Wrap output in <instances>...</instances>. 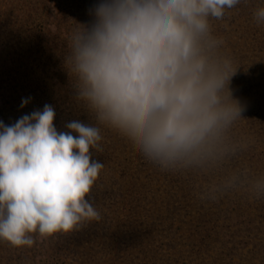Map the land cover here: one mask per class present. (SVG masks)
<instances>
[{
	"label": "rangeland",
	"instance_id": "rangeland-1",
	"mask_svg": "<svg viewBox=\"0 0 264 264\" xmlns=\"http://www.w3.org/2000/svg\"><path fill=\"white\" fill-rule=\"evenodd\" d=\"M86 1L0 0V121L5 125L45 104L55 109L58 131H67L72 120L96 124L77 103L63 66L71 33L91 21L90 9L100 2L88 0L85 6ZM257 8H264V0H241L226 9L225 30L212 33L223 39L221 51L237 68L229 88L244 109L212 155L186 169L163 170L126 137L97 124L103 151L90 152L104 168L86 199L102 219L68 234H32L31 247L0 241V264H171V256H186L190 264H264V23L254 19ZM27 97L31 102L21 109ZM197 222L209 227L206 246L177 251L183 238L195 243L189 230L200 228ZM140 237L150 239L149 254L137 244ZM122 238L135 241L129 258L115 249Z\"/></svg>",
	"mask_w": 264,
	"mask_h": 264
},
{
	"label": "clouds",
	"instance_id": "clouds-1",
	"mask_svg": "<svg viewBox=\"0 0 264 264\" xmlns=\"http://www.w3.org/2000/svg\"><path fill=\"white\" fill-rule=\"evenodd\" d=\"M241 0H100L71 33L63 66L78 104L96 124L54 126L45 104L0 121V241L14 248L100 221L89 202L104 164L98 125L126 137L163 170L212 155L244 111L229 85L237 68L210 18ZM264 23V8L254 12ZM23 98L21 109L31 102Z\"/></svg>",
	"mask_w": 264,
	"mask_h": 264
},
{
	"label": "trees",
	"instance_id": "trees-1",
	"mask_svg": "<svg viewBox=\"0 0 264 264\" xmlns=\"http://www.w3.org/2000/svg\"><path fill=\"white\" fill-rule=\"evenodd\" d=\"M86 2H88V0L86 1ZM91 1H89L88 3H86L85 4V6H88L89 5V3H90ZM74 19V21H75V18H73ZM77 19H79V21L82 19L81 17H79V18H77ZM221 20H223V19H215V18H210V25L213 27V28H211L212 29V33H213V30H215L216 32H217V35L220 33L219 32V30H222V31H224L225 30V27H223L222 26V21ZM221 21V22H220ZM59 84H60V82H59ZM58 84V85H59ZM226 154H227V152L225 153V156H226ZM185 221H183L182 223H184ZM181 223V224H182ZM209 224H213V221H209ZM196 225L198 226V225H200V228L199 227H196V229H195V231L194 230H189V232L192 234V236H194V238L196 239L195 240V243H188L184 238H183V242L180 244V245H178L177 246V248H176V246H175V244L176 243H173V246L177 249V251L178 250H181L183 247H185V246H187V245H189L190 247H191V249L192 250H199L200 249V247H205L206 245V243H204L205 241V238L204 237H207V234H208V230H209V227L208 226H206L205 225V223H203V224H201V223H199V222H197L196 223ZM95 231V233H97V230H94ZM148 231V230H147ZM161 233H163V235H165L166 234V230L163 228L162 230H161ZM146 235H149V234H146ZM205 235V236H204ZM126 236V234H124V236H122V237H125ZM146 237V236H145ZM120 238V237H119ZM121 239V238H120ZM149 240L150 239H146V238H143V237H140V240H139V242L137 243L138 245H141V247H142V249H144L145 250V252H146V254H149V252H151V249H153V248H150V247H148V243H149ZM116 241V240H115ZM122 241H123V243H121V244H119L118 245V247H117V245H116V243H118L117 241L115 242V244H114V246L115 247H117V248H115L119 253H120V255H122L123 253L126 255V258L128 257H130L131 255H129L130 253L128 252L129 250H132L133 251V247L131 246L130 247V243H131V245L133 244V245H135L134 243H135V241L134 240H132V239H129V241H130V243L129 242H125V238L123 239L122 238ZM198 241H200V242H202V243H198ZM197 242V243H196ZM184 244H186V245H184ZM170 245H172L171 243L169 244V246ZM184 245V246H183ZM136 246V245H135ZM147 250H149L148 252H147ZM179 255V254H178ZM108 256V255H107ZM124 256V255H123ZM153 256V255H152ZM180 256V255H179ZM115 258H117V256L115 255ZM186 258V256H180V259H178L177 257H174V256H171V258H170V260H171V264H175V263H179V264H190L189 263V261L190 260H186L185 259ZM149 260H153L152 258H149ZM154 264H156V263H154Z\"/></svg>",
	"mask_w": 264,
	"mask_h": 264
}]
</instances>
